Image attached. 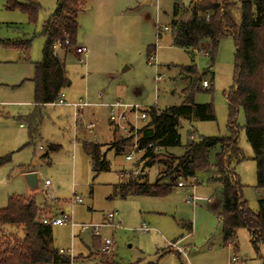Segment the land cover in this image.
<instances>
[{"label": "rangeland", "instance_id": "rangeland-1", "mask_svg": "<svg viewBox=\"0 0 264 264\" xmlns=\"http://www.w3.org/2000/svg\"><path fill=\"white\" fill-rule=\"evenodd\" d=\"M191 1L88 0L78 14L76 37V46L86 42V54L78 60L75 46L68 51L56 48V53L65 61L69 84L61 94L67 104L35 106L32 83L29 80L19 83L33 75L31 61L41 59L44 44L41 27L54 10L56 0H41L35 21H30L18 8L6 9L5 0H0V40L33 36L30 61L22 60V53L15 47L0 44V208L7 204L9 196L21 195L35 201L42 210V218L62 213L71 217L73 226L52 224L53 246L76 258L71 262L49 264H145L149 261H158V264H264V243L256 251L247 229L237 230L234 243H223L221 223L217 218L220 185L207 183V174L197 175L198 186L194 190L199 195L212 197L209 202L196 201L194 208L185 201L192 194V187H177L180 179L172 181L171 192L164 196L122 198L115 189L116 185L128 180V172L130 175L144 174L149 183L167 177L162 161L183 153L189 133H193V139L201 135L227 134L228 105L224 93L233 86V38L227 36L218 42L213 64L209 67V56L204 53L207 45L200 51L187 52L173 45L170 29L159 30V26L172 28L177 18H188ZM175 2L181 9L177 17L173 15ZM192 62L198 72L207 71L204 78L210 81V89L195 92L193 101L211 103L215 120L180 121L181 146L158 149L157 161L150 167H143L142 151L136 150L132 160L125 159L131 139L120 153L114 151L115 146L108 148L130 132L114 131L112 134L106 108L89 105L83 109L80 120L68 104L79 100L92 104L122 100L159 109L178 105L184 100L183 90L188 83L181 67ZM34 112L38 113L40 121L30 140L28 117ZM92 120L95 123L92 131H76V127L84 131ZM244 121L243 110L239 108L237 142L245 158L234 164V171L242 185L243 197L255 210L262 191L255 187L256 167L242 128ZM137 122L138 125L143 123L142 120ZM83 141H107L102 143V151L109 162L108 170H92L90 159L82 149ZM49 144L59 147L44 158L41 154L47 151ZM135 169L138 172L131 173ZM28 170L37 175L36 187L26 183ZM122 170L125 173L120 176ZM45 180L50 184L45 185ZM75 195L81 202L71 201ZM110 212L116 213L113 223L119 226L99 225L102 241L108 238L112 242L111 249L102 252L99 241L93 246V226L104 222ZM189 222L191 230L185 226ZM142 225L147 230H140ZM3 236L8 241L21 237L22 233L18 227L10 226L1 230L0 237ZM174 241H179L178 247L185 254L177 253L168 245Z\"/></svg>", "mask_w": 264, "mask_h": 264}, {"label": "trees", "instance_id": "trees-1", "mask_svg": "<svg viewBox=\"0 0 264 264\" xmlns=\"http://www.w3.org/2000/svg\"><path fill=\"white\" fill-rule=\"evenodd\" d=\"M41 0H5L6 9L18 8L26 13L30 21H35ZM88 0H56L55 8L43 22L41 35L44 44L40 61L34 62L33 102L36 106L54 102L67 85L65 61L56 52L59 47L68 51L76 46L78 14L83 11ZM181 9L177 2L173 5V15L179 16ZM188 18H177L172 22L173 45L187 52L209 47V67L212 66L218 42L227 36L234 40L233 86L224 93L228 105L227 134L201 135L189 139L180 156L172 155L163 160L167 177L149 183L142 173L130 175L128 180L115 186L118 195L164 196L171 192L172 181H197L199 173L207 174L209 183L220 185V210L217 214L221 223V238L224 244H232L239 228L249 232L250 241L256 251L264 243V198L257 200V208L251 209L242 195V185L234 171V164L245 156L238 146L239 108L244 113L245 136L249 142L256 167V188H264V0H192L188 7ZM31 37L14 41L0 40L2 45H11L22 53V60H29ZM76 49V48H75ZM188 83L184 88V100L178 105L163 109L150 106L148 121L137 130L138 149L142 150L140 160L143 167L152 166L158 158V149L181 146L178 131L180 118L201 121L215 120L211 103H195L193 94L201 91L200 83L207 71L198 72L196 65L181 67ZM209 86H210V81ZM205 88L207 91L210 87ZM34 112L29 115L30 140L36 132L40 118ZM132 136V135H131ZM131 137L115 141L109 149L122 152ZM29 143V141H28ZM101 144L84 142L82 149L89 157L94 172L109 169V162L101 150ZM59 145L49 144L47 152ZM213 156H212V152ZM42 157L47 158L48 153ZM1 164V161H0ZM142 171V170H141ZM135 174V173H134ZM141 175V176H140ZM42 210L35 201L26 196L11 195L7 204L0 208V233L5 227H18L21 237L6 240L0 237V264H49L70 262L69 255L61 254L53 246L52 224L43 223ZM186 228L191 230V223ZM145 264H158L149 261Z\"/></svg>", "mask_w": 264, "mask_h": 264}, {"label": "built area", "instance_id": "built-area-1", "mask_svg": "<svg viewBox=\"0 0 264 264\" xmlns=\"http://www.w3.org/2000/svg\"><path fill=\"white\" fill-rule=\"evenodd\" d=\"M169 29L171 30V28L167 27V26H159V30H169ZM75 51L78 53V55L86 54V50L83 46L76 47ZM204 53L207 54L206 51ZM149 59H151V56L149 57ZM159 78L160 77L157 74L156 80L158 81ZM208 86H209V82L207 79H204L201 81V87L202 88H207ZM52 103H54V104H67L64 101L63 95L61 93L59 94V97ZM68 104L73 107L74 114L77 115L78 109H81L82 107H84L86 105V102L79 101V102H73V103H68ZM106 106L108 108V122L110 123L112 128L116 132L117 131H129L130 133L126 137H129L132 135V137H131L132 141L129 143V145H130L129 151L127 153H125V159L126 160H132L134 158V154H135L136 150L142 151V150L138 149L137 130L140 127H142L148 121V109H149V107H144V106H141V105L136 104V103L124 102L121 100H116V101L110 102V103L106 104ZM139 120H142L143 123L138 125L137 121H139ZM94 127H95V123L93 121H90L85 126V128L88 132L92 131ZM137 172H138V169L131 171V173H137ZM44 183H45V185H48L50 182L48 180H45ZM176 185L184 186L185 182H184V180L180 179L176 182ZM190 186L192 187V189H194V187H195L193 182ZM197 199H208V198L206 196H202V195H199L197 193H194V191H193L192 194L190 195V197L186 198V202L194 203V201ZM71 201L73 203L81 202V198L78 197L77 195H75L71 199ZM115 217H116V213H114V212L108 213L104 222L93 226L94 234L97 235L99 233V225H101V224L119 226V223H113ZM41 221L43 223H50V224H56V225H63L66 223H70L72 226L75 225V223L72 221L71 217L67 214H64V213H62L60 216H56V217H54V216L43 217L41 219ZM139 229L142 231L147 230L145 225H142ZM111 245H112L111 240L108 238H105L101 243L100 250L102 252H107L111 249ZM168 245L176 248L182 254H185L184 250L181 249L180 247H178L175 242H170ZM61 252H62V250H61Z\"/></svg>", "mask_w": 264, "mask_h": 264}, {"label": "crops", "instance_id": "crops-1", "mask_svg": "<svg viewBox=\"0 0 264 264\" xmlns=\"http://www.w3.org/2000/svg\"><path fill=\"white\" fill-rule=\"evenodd\" d=\"M158 34V36H160V33L158 32L157 33ZM171 39H172V36H171ZM172 43H173V41H172ZM208 46L209 47V45H208V43L206 42L205 43V46ZM78 46H83L84 48H85V50H86V46H87V44H86V42L84 41V42H81V44L79 43L78 44ZM57 48V47H56ZM56 48H55V52H56ZM151 52H154V51H151ZM80 56L81 55H79L78 56V60H80L81 58H80ZM31 63H32V65H33V63L34 62H32L31 61ZM159 75V74H158ZM32 77H33V75L31 76V77H29V78H23L22 80H21V82L19 83V84H21L22 82H24V81H26V80H29L31 83H32V85H33V82L31 81V79H32ZM62 91V90H61ZM62 93V92H61ZM64 97V96H63ZM79 101H84V100H79ZM79 101H77V102H79ZM116 101V100H115ZM122 101V100H121ZM84 102H86V105L84 106V107H82L81 109H78V114L77 115H75L74 114V116L77 118V116H79L80 117V120H81V114H82V111H83V109L84 108H86L87 106H89V105H92V106H102V107H104V108H106L107 110H108V108H107V106H106V104H108L107 102H100V103H94V104H92V103H89V102H87V101H84ZM113 102V101H112ZM67 103V102H66ZM70 103H72V102H70ZM110 103V102H109ZM33 104H34V102H33ZM35 105V104H34ZM36 106V105H35ZM70 107H72L71 105H70ZM72 109H73V107H72ZM73 112H74V109H73ZM32 114V113H31ZM30 115V114H29ZM182 120H187V119H184V118H180V121L182 122ZM93 122H94V120H92ZM179 121V122H180ZM76 123H77V125L76 126H78V123L79 122H77L76 121ZM109 123V122H108ZM83 124V123H82ZM20 126H22V124H20ZM84 126V125H83ZM109 129H110V132L113 134L114 133V129L112 128V126L110 125V123H109ZM76 131L77 132H81V133H85V132H88L86 129L83 131L81 128H77L76 127ZM111 135V134H110ZM84 142H87V141H83L82 142V144L84 143ZM107 142V141H106ZM106 142H102L103 144H105ZM96 143H98V144H101V145H103L102 143H99V142H96ZM101 150H102V146H101ZM47 151L45 150L44 151V153H46ZM44 153H42L41 154V156L44 154ZM48 153V152H47ZM91 164V163H90ZM28 171H33V170H28ZM125 173V170H122V171H120V176H123V174ZM128 176H130V172H128V175H127V177ZM45 182V181H44ZM185 182V181H184ZM192 182L194 183V185H195V187H194V189L198 186V182L197 181H190L189 183H188V181H186L185 182V185L184 186H178V185H176L177 187H190V185L192 184ZM206 182L207 183H209L208 181H207V178H206ZM45 184V183H44ZM50 184V183H49ZM48 184V185H49ZM192 189V188H191ZM194 189H192V191H194V193H196L195 192V190ZM258 189H260L261 191H262V193H259V196L257 197V200L258 199H262V198H264V188H258ZM243 195V194H242ZM212 197V195H210L209 197H207L208 199H197V200H195L194 201V203H188V204H191L192 205V207L194 208L196 205V201H199V200H203V201H207V202H209L210 201V198ZM185 201H186V199H185ZM52 217V216H51ZM97 241H99L100 243H102V239L100 238V235L99 234H94L93 235V246H94V244L97 242ZM175 243H176V245L178 246V244L177 243H179V241H174ZM229 244V243H228ZM180 247V246H179ZM174 248V247H173ZM175 251H177V253H179V254H182L181 252H179L176 248H175ZM59 253H61V254H64V253H66V251L65 250H62V252L61 251H59ZM69 257H70V259H71V261L72 260H75V258L76 257H74V256H72L71 254H69ZM234 258V257H233ZM70 261V262H71ZM111 262L112 263H114V260L113 259H111Z\"/></svg>", "mask_w": 264, "mask_h": 264}, {"label": "water", "instance_id": "water-1", "mask_svg": "<svg viewBox=\"0 0 264 264\" xmlns=\"http://www.w3.org/2000/svg\"><path fill=\"white\" fill-rule=\"evenodd\" d=\"M69 84V82H67ZM25 180L29 187H36L37 186V175L34 171L26 172Z\"/></svg>", "mask_w": 264, "mask_h": 264}]
</instances>
